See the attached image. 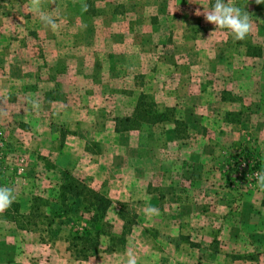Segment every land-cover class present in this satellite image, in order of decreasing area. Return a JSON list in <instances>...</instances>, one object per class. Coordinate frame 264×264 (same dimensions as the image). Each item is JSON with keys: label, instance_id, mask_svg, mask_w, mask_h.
<instances>
[{"label": "rangeland", "instance_id": "374dc122", "mask_svg": "<svg viewBox=\"0 0 264 264\" xmlns=\"http://www.w3.org/2000/svg\"><path fill=\"white\" fill-rule=\"evenodd\" d=\"M214 3L43 0L53 31L0 0V187L16 196L0 264H264V3L233 0L253 24L241 41L206 21ZM64 170L112 202L88 260L69 244L90 215L56 204Z\"/></svg>", "mask_w": 264, "mask_h": 264}, {"label": "trees", "instance_id": "16d2710c", "mask_svg": "<svg viewBox=\"0 0 264 264\" xmlns=\"http://www.w3.org/2000/svg\"><path fill=\"white\" fill-rule=\"evenodd\" d=\"M141 109L140 102L137 105V113L134 117L136 121H140L141 118L145 117V113L143 115V113H141ZM156 117L160 120L163 117V114H157ZM128 121H130V119L125 118L119 122L125 123ZM60 174L61 182L58 186V195L56 198V204H58L59 210L61 211L60 214L65 215L72 212V205L68 202L69 198H72L74 200H80L83 212L90 215L88 221H86L89 228H84L81 232L73 233L69 244L70 249H75V251H77L80 247L81 249L75 253L78 257L80 256L84 260H88L89 258L95 257L98 253L100 246L99 238L101 235H104L101 230V221L106 218L112 202L107 197L90 188L83 180L76 178L69 171H60ZM42 200L43 199L40 197H35L33 199V205L31 206L28 215L23 217V222L19 224L21 225L20 227H23L22 224L24 223H32L33 219L37 217L35 211L39 210L38 205L41 204ZM15 207L16 215L18 218H22L19 214V206L15 205ZM49 214V216H44V219L45 221L49 220L48 226L50 227L54 223L55 219L60 217V214H56L54 210H51ZM95 226H99L100 229L95 228Z\"/></svg>", "mask_w": 264, "mask_h": 264}, {"label": "clouds", "instance_id": "9594fccd", "mask_svg": "<svg viewBox=\"0 0 264 264\" xmlns=\"http://www.w3.org/2000/svg\"><path fill=\"white\" fill-rule=\"evenodd\" d=\"M43 0H29V9L31 13H38L41 23L50 28L53 31L57 30L58 17L55 14V9L51 12H45L42 10ZM55 0H53V3ZM258 4L264 3V0H256ZM87 4H82V10L87 11ZM202 13L197 10L196 15L199 16ZM203 15L207 22L216 26V29H227L231 32L233 39L237 41L244 40L252 31L253 24L250 15L246 11H242L241 8L234 5L233 0H215L211 9H205ZM216 31L211 33V36ZM211 38V37H210ZM33 108H38V103L33 102ZM256 186L260 190H264V171H258L255 174ZM16 196L14 189L11 187H0V213H3L8 209L15 201ZM159 210L154 207H146V215H157ZM127 264H138L137 258L131 252L127 253Z\"/></svg>", "mask_w": 264, "mask_h": 264}]
</instances>
